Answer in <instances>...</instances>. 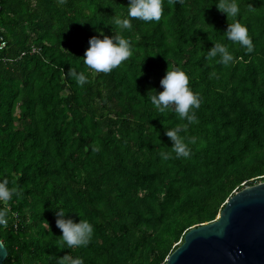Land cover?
I'll list each match as a JSON object with an SVG mask.
<instances>
[{
  "label": "trees",
  "instance_id": "16d2710c",
  "mask_svg": "<svg viewBox=\"0 0 264 264\" xmlns=\"http://www.w3.org/2000/svg\"><path fill=\"white\" fill-rule=\"evenodd\" d=\"M128 4L0 0V179L18 191L0 202L9 209L3 264H57L69 253L84 264H167L188 231L264 182V0H240L236 19L251 51L227 40L233 18L215 0H163L159 21L132 19L123 31L132 44L126 61L108 73L90 69L89 39L98 29L119 32L109 18ZM216 42L228 46L229 64L207 56ZM177 66L201 100L192 123L147 99ZM176 126L197 138L188 157H177L165 134ZM58 202L94 224L86 247L63 242Z\"/></svg>",
  "mask_w": 264,
  "mask_h": 264
},
{
  "label": "clouds",
  "instance_id": "9594fccd",
  "mask_svg": "<svg viewBox=\"0 0 264 264\" xmlns=\"http://www.w3.org/2000/svg\"><path fill=\"white\" fill-rule=\"evenodd\" d=\"M62 2V0H61ZM217 9L226 14L229 22L224 32L228 41L237 42L246 46L248 51L253 48V42L249 35L248 27L236 19L241 13L240 0H215ZM251 10V7H250ZM163 0H129L126 13L115 14L109 18L113 24L118 26L119 32L112 35L105 34L102 30H97L98 35L92 36L86 48L83 62L90 69L96 72L108 73L112 69L121 65L132 55V44L130 39L123 35V31L130 29L132 19L145 22L159 21L163 15ZM209 58L219 56L220 61L227 65L233 60V55L226 44L216 42L214 47L207 51ZM73 78L79 84L87 81V76L83 72H71ZM162 91L152 88L147 93V99L161 113L172 110L180 118L186 119L189 123L195 122L197 117L195 109L200 107V97L190 87L189 76L181 67L168 68L163 78L160 80ZM183 127H187L184 125ZM183 127L176 126L166 129L165 134L172 141L171 149L177 157H188L191 152L190 144L196 143V137L185 138L181 135ZM160 156L167 160L171 152H161ZM18 191L9 185V181L0 179V202L10 201ZM55 213V223L61 230L63 242L67 248L86 247L91 241L95 227L87 219H79L77 222L69 212L58 202L53 207ZM9 222V209L0 207V226H6ZM57 264H84L81 256H72L70 253L57 258Z\"/></svg>",
  "mask_w": 264,
  "mask_h": 264
},
{
  "label": "water",
  "instance_id": "95a60500",
  "mask_svg": "<svg viewBox=\"0 0 264 264\" xmlns=\"http://www.w3.org/2000/svg\"><path fill=\"white\" fill-rule=\"evenodd\" d=\"M7 256L0 241V264ZM167 264H264V182L236 192L214 221L188 231Z\"/></svg>",
  "mask_w": 264,
  "mask_h": 264
},
{
  "label": "built area",
  "instance_id": "2783aa9c",
  "mask_svg": "<svg viewBox=\"0 0 264 264\" xmlns=\"http://www.w3.org/2000/svg\"><path fill=\"white\" fill-rule=\"evenodd\" d=\"M6 41L4 39V37L2 35H0V54L2 53V51L6 48ZM31 53L36 54L37 50L35 48L32 49ZM25 55V53L21 54V57H23Z\"/></svg>",
  "mask_w": 264,
  "mask_h": 264
}]
</instances>
